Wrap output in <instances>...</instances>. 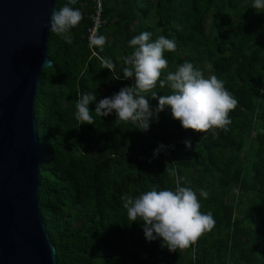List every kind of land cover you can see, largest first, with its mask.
I'll return each mask as SVG.
<instances>
[{
	"label": "trees",
	"instance_id": "trees-1",
	"mask_svg": "<svg viewBox=\"0 0 264 264\" xmlns=\"http://www.w3.org/2000/svg\"><path fill=\"white\" fill-rule=\"evenodd\" d=\"M101 2L106 37L90 46L87 29ZM69 4L58 0L57 7ZM253 0H77L83 13L69 30L67 44L50 32L52 66L41 72L34 103L39 146L38 203L56 249L57 264H264V10ZM152 41H176L165 51L161 79L185 61L204 75L217 76L238 100L228 131L185 130L165 107L147 131L139 122L100 117L75 119V103L94 91L97 102L131 86L124 79L128 41L141 32ZM110 59L114 70L102 69ZM211 65V69H209ZM207 69V70H206ZM120 76L119 79L116 77ZM157 96L169 93L159 87ZM153 107L157 100H150ZM190 138L192 150L182 141ZM164 151L153 157L158 145ZM165 168L175 169L169 176ZM179 183L197 192L201 212L211 211L215 226L187 249L169 252L161 240L146 241L142 221L131 222L121 195L136 197ZM208 198L199 196V190Z\"/></svg>",
	"mask_w": 264,
	"mask_h": 264
},
{
	"label": "clouds",
	"instance_id": "clouds-1",
	"mask_svg": "<svg viewBox=\"0 0 264 264\" xmlns=\"http://www.w3.org/2000/svg\"><path fill=\"white\" fill-rule=\"evenodd\" d=\"M73 0H69L71 4ZM65 4L55 7L51 11L48 30L55 33L67 44L72 43L68 35L70 29L76 27L83 19V13ZM253 9L264 10V0H253ZM151 33L144 31L128 41V47L133 51L124 57L126 65L122 69L124 79L132 78L131 86L122 87L110 97H104L97 102L94 91L79 95L75 103V119L81 124H94L95 120L89 109L95 104L94 112L97 116L106 117L113 112L116 121L139 122V130L144 132L152 121H159V113L165 107L170 109L171 116L178 120L185 130L204 133L211 129L228 131L231 124L230 111L237 107L238 100L224 86V81L215 75L205 77L202 70L194 67L193 63L185 61L168 72L163 79L161 74L168 67L165 51L176 50V41L163 35L156 40L150 39ZM89 45L103 48L106 37L98 35L93 30L88 37ZM49 56V55H48ZM41 70L52 66L51 60H46ZM102 69L112 72L115 65L110 59H101ZM211 69V65L208 66ZM117 79L120 76L116 77ZM157 84L161 89H169L170 94L157 96ZM150 100H157L155 107ZM186 150H192L190 138L182 141ZM165 145L160 144L153 152L155 158ZM169 176H175L176 171L165 168ZM208 192L199 190V196L208 198ZM122 207L126 210L131 222L142 221V230L146 241L161 240V248L166 247L169 252L177 249H187L194 244L205 232L215 226V219L211 211L201 212V203L197 192L190 187H182L179 183L175 189L151 190L133 197L122 194Z\"/></svg>",
	"mask_w": 264,
	"mask_h": 264
},
{
	"label": "water",
	"instance_id": "water-1",
	"mask_svg": "<svg viewBox=\"0 0 264 264\" xmlns=\"http://www.w3.org/2000/svg\"><path fill=\"white\" fill-rule=\"evenodd\" d=\"M57 4L0 0V264H57L38 203L34 116L41 66L50 60V15Z\"/></svg>",
	"mask_w": 264,
	"mask_h": 264
},
{
	"label": "built area",
	"instance_id": "built-area-1",
	"mask_svg": "<svg viewBox=\"0 0 264 264\" xmlns=\"http://www.w3.org/2000/svg\"><path fill=\"white\" fill-rule=\"evenodd\" d=\"M91 22H92L91 26L87 29L88 37L93 30H96L98 34V32L102 29V27L105 24V21L102 18V7L100 1L97 2V5L95 7V12L91 16ZM88 43H89V39H88Z\"/></svg>",
	"mask_w": 264,
	"mask_h": 264
},
{
	"label": "rangeland",
	"instance_id": "rangeland-1",
	"mask_svg": "<svg viewBox=\"0 0 264 264\" xmlns=\"http://www.w3.org/2000/svg\"><path fill=\"white\" fill-rule=\"evenodd\" d=\"M207 70V69H206ZM207 73L205 74V77H208V76H210V74L208 73V71H206ZM213 131V129H211V130H209V131H207V132H204L205 134H208V133H210V132H212Z\"/></svg>",
	"mask_w": 264,
	"mask_h": 264
}]
</instances>
